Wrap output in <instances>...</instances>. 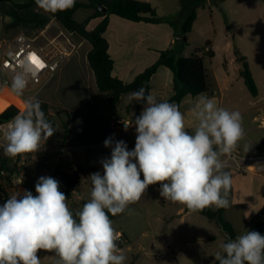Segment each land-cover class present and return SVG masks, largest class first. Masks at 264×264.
I'll list each match as a JSON object with an SVG mask.
<instances>
[{
    "label": "clouds",
    "instance_id": "obj_1",
    "mask_svg": "<svg viewBox=\"0 0 264 264\" xmlns=\"http://www.w3.org/2000/svg\"><path fill=\"white\" fill-rule=\"evenodd\" d=\"M75 3L35 0L39 9L51 14L70 10ZM32 73L25 60L10 83L0 82V87L22 97ZM133 101L145 102L134 120V150L129 151L122 140L114 146L111 137L104 141L105 147H112L111 156L101 161L103 174L89 175L90 198L82 208L73 212L59 181L50 176L38 179L37 195L25 190L21 198L12 194L0 206V264H41L40 250L54 253L55 264H125L127 257L118 246L120 234L109 213L130 211L129 206L140 201L150 185L159 183L164 200L190 212L229 206L233 181L226 169L228 158L244 139L241 113L220 107L214 98L200 93L189 112L195 121L190 133L178 104L157 101L143 86L127 94L126 102ZM123 123L127 130L133 121ZM55 131L41 102L33 97L0 125V149L11 159L36 153ZM220 249L214 256L218 264H264V235L258 231L229 237Z\"/></svg>",
    "mask_w": 264,
    "mask_h": 264
},
{
    "label": "crops",
    "instance_id": "obj_2",
    "mask_svg": "<svg viewBox=\"0 0 264 264\" xmlns=\"http://www.w3.org/2000/svg\"><path fill=\"white\" fill-rule=\"evenodd\" d=\"M23 1L8 0L6 3L12 6L14 3H22ZM76 1L87 3L86 0ZM138 1L149 2L155 9L154 0ZM234 2L237 5L240 4L241 7L244 6V12L233 7ZM209 3L219 7L229 4V14H239L243 17L238 25L231 20V29L241 30V43L246 44L247 48L243 50V47L239 46V51H242V55L248 60L257 85L258 95L256 97L251 95L240 76L241 66L237 62L236 48L232 40H228L224 45L227 54H220L219 47L215 42H209L204 53L207 54L208 51L212 50L214 57H209L208 61L204 58V64L214 92L207 95L214 98L218 106L241 113L245 135L244 139L240 141L238 149L242 156L253 158L264 153V21L246 19V7L249 6L255 11L259 8L254 0H216L215 3L210 0ZM80 10H88V13L83 20H78L76 18L77 11L74 15L77 22H84L95 13L91 8ZM103 19L104 17L92 19L89 23V29H94ZM175 36V31L171 25L163 21L156 24L132 22L111 15L105 38L109 44V54L114 61L113 76L124 83L134 81L136 77L144 73L158 60L161 51L171 49ZM70 40L74 48L59 72L52 77H45L43 86L34 93L36 99L49 105L50 115L54 117L56 124V133L60 137L56 136L46 141L52 152L43 153L42 156L41 154L35 155L33 162L25 171L22 184L8 189V198L12 194L19 193V199L25 190L33 194L36 182L45 171V167L40 162L43 158L51 159L52 171L58 168L68 169L71 165L76 164L85 173V176L81 178L83 180L88 179L90 171H94V169L88 165L86 167L79 165L78 162L83 159L81 156L84 153L89 154L99 150L112 152V147L104 146L106 139L111 137L113 146L116 141L122 140L126 143L129 151L134 150L137 135L134 120L140 115L145 102L133 101L129 104L126 102V94L120 104H109L107 95L98 89L95 73L89 64L88 54L92 46L89 42L75 36ZM59 42L60 46L68 47L66 43L61 44V40ZM68 48L71 49V47ZM149 86V92L156 97L157 101L166 100L169 102L175 93L172 71L165 66L159 67L152 76ZM0 94L10 95L13 98V101L10 102L0 101V114L12 105L16 107L18 102L12 93L6 91L0 92ZM196 97L187 96L179 104L180 110L186 117V129L190 133L194 129L195 121L191 119L189 112ZM59 111L60 113H58ZM121 120L133 121V125L127 130L113 131V124ZM56 121L61 123V129L58 128ZM63 123H66L67 127ZM245 146L249 149L248 151H245ZM59 147H65L66 151L63 153L57 151ZM85 160L87 161V158ZM226 170L231 173L233 183L229 196V206L224 210L223 219L233 228L229 214L230 209L246 206L253 209V217L259 210L264 209V175ZM243 182L249 183L247 188L251 194L246 199L237 200L234 197V183L238 185ZM158 185L160 184H156V188L159 190ZM257 185L262 188L260 192L256 188ZM75 197L81 208V203L86 202V200L84 193L80 191V186L79 192H74L68 201L72 202ZM159 202L162 206L158 212V220L173 221L176 217H185L193 213L178 203H171L164 199ZM2 205L0 203V206ZM69 207L73 212L76 211L72 206ZM212 207L215 208V206ZM211 222L218 229H221L215 221ZM234 231L236 236L246 232L243 229H234ZM249 231H258L264 235V226L259 220L257 228ZM117 232L123 235L125 245L130 243L124 231ZM224 241H226V234H224ZM168 249H171L169 245ZM38 256L41 259V264H55L57 259L54 253L44 250H40Z\"/></svg>",
    "mask_w": 264,
    "mask_h": 264
},
{
    "label": "rangeland",
    "instance_id": "obj_3",
    "mask_svg": "<svg viewBox=\"0 0 264 264\" xmlns=\"http://www.w3.org/2000/svg\"><path fill=\"white\" fill-rule=\"evenodd\" d=\"M6 1L8 0H0V38L10 39L18 33H25L34 38L43 35L37 40L36 44L40 47H47L48 39L56 37L60 30L67 33L55 19H51L45 27L44 33L43 30L34 29L31 25H14L13 20L6 14L13 8ZM12 1L20 2L22 0ZM154 1L157 15L162 18L163 22L170 24L175 31L176 36L173 38L171 49L178 51L180 48L182 56H190L200 51V54L208 61L209 56L204 53L207 49L206 44L215 42L219 47V53L227 54L224 45L228 40L233 41L235 48L239 49V46H242L243 50H246L247 45L241 43V30L231 29L230 23L232 20L234 24L238 25L243 17L239 14H229V4L219 7L211 5L210 0L203 2L197 8V21L193 30L186 35L185 42L182 25L186 13L181 0ZM254 1L259 8L255 11L249 6L246 7V19L264 21V10H262L264 0ZM212 2L215 3L216 0H212ZM233 7L244 12V6L241 7L236 2H234ZM39 11L43 12L42 10ZM87 13L88 10H80L77 12L76 18L83 20ZM60 40L63 44L64 38ZM0 101L10 102L13 101V98L10 95L0 94ZM56 123H58V128L61 129V123L57 121ZM52 125L56 128L54 119H52ZM56 136L60 137L55 131L50 138ZM110 156V151H92L89 154L84 153L81 156L83 157L82 161L78 164L93 168L94 171H90V174L95 172L103 174L101 161L110 158ZM141 179H143L142 174ZM248 185V182L239 183L238 185L234 183V197L237 200L250 197L251 192L247 188ZM256 188L259 192L262 190L260 185H257ZM90 189V180L87 178L81 179L80 191L84 193L86 202L90 198ZM161 199L163 198L160 196L156 185H150L140 201L129 206L130 211L118 215L113 220L115 229L124 231L130 240V243L124 245L121 249L127 257L125 264H215V253L221 250L220 245L225 242V233L222 229H218L207 217L197 212L185 217H176L173 221L158 220V212L162 206L159 202ZM68 205L76 210L80 208L76 197L72 202L68 201ZM229 214L235 230L249 231L257 228L260 216L264 214V209L259 210L255 217H253V209L246 206L230 209ZM212 237L214 239H211ZM168 245L171 249H168ZM129 246L130 248H128Z\"/></svg>",
    "mask_w": 264,
    "mask_h": 264
},
{
    "label": "trees",
    "instance_id": "obj_4",
    "mask_svg": "<svg viewBox=\"0 0 264 264\" xmlns=\"http://www.w3.org/2000/svg\"><path fill=\"white\" fill-rule=\"evenodd\" d=\"M86 1L87 3L76 1L75 6L70 10L51 14L39 11L41 9L36 6L35 0H24L22 3H14L12 5L13 9L6 14L13 20L14 25L19 26L27 24L31 25L34 29L40 30H44L51 19L54 18L67 33L89 42L92 49L88 54V60L95 73L97 87L100 92L107 95V102L111 105L120 104L126 94L134 92L142 86L146 87V91L149 92L151 78L161 66L169 68L174 75L175 93L169 102L179 105L187 96L196 97L200 93H214L205 68L204 56L200 54V51L190 56H182L180 48L178 50L179 52L172 49L163 50L160 52L158 60L144 73L136 77L134 81L124 83L114 77V61L109 54V44L105 38L110 16L115 15L132 22H146L152 24L161 22L162 18L157 15L156 10L149 2L138 0ZM205 1L206 0H181L186 13L182 25V34L185 42L186 35L193 30L197 20V8ZM98 6L106 8L107 12L101 11ZM85 8H91L95 13L84 22H77L74 19L75 13ZM98 17H104V19L94 29H89L90 21ZM206 46L208 47L209 43H207ZM206 55L214 57V52L210 50ZM235 55L237 62L241 66L240 76L243 78L251 95L256 97L258 95V89L248 60L242 55L238 48L235 49ZM41 108L46 118L52 123L53 117L50 115L49 105L41 102ZM19 112L20 111L14 105L8 107L0 114V123L12 119ZM58 113H60V111ZM64 126L67 127V124L64 123ZM61 171V168L57 169V172L61 173L63 177L61 187L65 190L70 199L74 192H79L81 179L78 178L77 175H67ZM158 186L160 187V185ZM0 192H4L1 186ZM84 203L86 202L81 203V208ZM186 210L189 211L187 208ZM224 210L225 207H209L197 213L207 217L211 221H215L220 228L224 227L230 234V237L234 239L236 237L234 229L223 219ZM117 216H112L109 213V217L112 221ZM228 238L229 237L226 235V241ZM215 264H218V262Z\"/></svg>",
    "mask_w": 264,
    "mask_h": 264
},
{
    "label": "built area",
    "instance_id": "obj_5",
    "mask_svg": "<svg viewBox=\"0 0 264 264\" xmlns=\"http://www.w3.org/2000/svg\"><path fill=\"white\" fill-rule=\"evenodd\" d=\"M41 36L43 35L34 38L25 33H18L10 39L0 38V82L8 81L10 83L11 75L15 70L20 68L21 63L25 60L31 64L33 69L28 86L22 97L16 96L8 87H0V92L8 91L16 97L18 102L16 108L19 111L23 110V103L25 100L35 97L34 93L43 86L45 77H52L59 72L74 48L70 40V37H72L70 33L60 31L55 38L48 39L47 47L37 46L36 42ZM61 38H64V43H66L68 47H71V49L59 45ZM48 48H50V50H48ZM33 57H35V63L33 62ZM10 120L3 121L0 125H4ZM123 121L131 122L130 120L116 121L113 124V131L125 130ZM0 140H2V135H0ZM57 151L63 153L66 149L65 147H59ZM48 152H52V149L47 146L46 142L44 145L42 144V148L38 152L17 156L15 159L6 157L3 155V150L0 149V186L2 191H4L0 192L1 204L7 201V192L10 187L22 184L21 181H23L25 171L33 162L35 155L41 154L42 156L43 153ZM40 162L45 167V171L41 176H50L58 180L59 190L65 193L68 198L65 190L61 187L63 182L62 174L57 172V169L51 170V159L43 158ZM228 165L227 169L235 172L264 175V153L253 158H246L242 156L239 149H237V151L233 153L232 158H228ZM61 170L64 174L77 175L80 179L85 176L84 171L76 165H71L68 169ZM35 195H37V193L34 189L33 196ZM260 221L264 226V215H261ZM119 234L120 239L118 241V246L122 249L125 245V239L121 233Z\"/></svg>",
    "mask_w": 264,
    "mask_h": 264
},
{
    "label": "water",
    "instance_id": "obj_6",
    "mask_svg": "<svg viewBox=\"0 0 264 264\" xmlns=\"http://www.w3.org/2000/svg\"><path fill=\"white\" fill-rule=\"evenodd\" d=\"M98 8H99L101 11H103V12H107V9H106V8H102L101 6H98ZM146 84H148V83H146ZM221 229H222L223 232L226 233V235H227L228 237H230V234L225 230L224 227H221Z\"/></svg>",
    "mask_w": 264,
    "mask_h": 264
},
{
    "label": "snow or ice",
    "instance_id": "obj_7",
    "mask_svg": "<svg viewBox=\"0 0 264 264\" xmlns=\"http://www.w3.org/2000/svg\"><path fill=\"white\" fill-rule=\"evenodd\" d=\"M33 62L35 63L36 61H35V57H33Z\"/></svg>",
    "mask_w": 264,
    "mask_h": 264
}]
</instances>
